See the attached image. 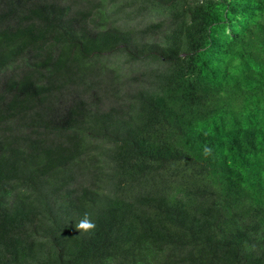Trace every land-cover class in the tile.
Returning <instances> with one entry per match:
<instances>
[{"label":"trees","instance_id":"obj_1","mask_svg":"<svg viewBox=\"0 0 264 264\" xmlns=\"http://www.w3.org/2000/svg\"><path fill=\"white\" fill-rule=\"evenodd\" d=\"M0 264H264V0H0Z\"/></svg>","mask_w":264,"mask_h":264},{"label":"clouds","instance_id":"obj_2","mask_svg":"<svg viewBox=\"0 0 264 264\" xmlns=\"http://www.w3.org/2000/svg\"><path fill=\"white\" fill-rule=\"evenodd\" d=\"M76 229L84 230L85 232L95 228L94 222L88 218L87 214L84 215L82 219L78 221L75 225Z\"/></svg>","mask_w":264,"mask_h":264}]
</instances>
